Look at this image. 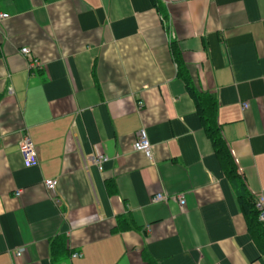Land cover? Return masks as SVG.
Here are the masks:
<instances>
[{"label": "crops", "instance_id": "obj_1", "mask_svg": "<svg viewBox=\"0 0 264 264\" xmlns=\"http://www.w3.org/2000/svg\"><path fill=\"white\" fill-rule=\"evenodd\" d=\"M0 12V264H264L238 198L264 197V0H0ZM191 92L215 99L234 179ZM140 129L150 159L133 149Z\"/></svg>", "mask_w": 264, "mask_h": 264}, {"label": "trees", "instance_id": "obj_2", "mask_svg": "<svg viewBox=\"0 0 264 264\" xmlns=\"http://www.w3.org/2000/svg\"><path fill=\"white\" fill-rule=\"evenodd\" d=\"M197 111L202 119L204 129L213 145L215 154L227 177L234 179L236 169L228 146L221 136L220 128L216 122V102L212 95L204 94L203 97L192 93ZM240 208L245 216L247 228L259 248L264 252V224L257 218L252 197L241 191L238 195Z\"/></svg>", "mask_w": 264, "mask_h": 264}, {"label": "built area", "instance_id": "obj_3", "mask_svg": "<svg viewBox=\"0 0 264 264\" xmlns=\"http://www.w3.org/2000/svg\"><path fill=\"white\" fill-rule=\"evenodd\" d=\"M8 17L7 13L0 12V22L3 21ZM21 53L23 55H29V49L28 48H21ZM245 104H243V107ZM18 149L21 154L23 163L25 166H35L38 163V157H37V151L32 143L30 137L27 134H24L21 138L20 143L18 144ZM133 149L135 151H139L145 155L147 158L152 157L151 152V143L147 137L146 131L144 129H140L137 133V137L135 141L133 142ZM107 158L104 155L97 154L94 157V162L98 166V168H101L102 163ZM44 187L49 193V195L53 196L56 186H57V179L56 178H48L43 181ZM179 203L183 204L184 200L182 199V196H179ZM167 200L166 195L157 194L152 198V201H165ZM254 208L257 211V218L258 220L264 224V197L262 194L257 195L254 199ZM22 248H17L13 251V257L18 258L21 254ZM78 254H74L73 256H77Z\"/></svg>", "mask_w": 264, "mask_h": 264}]
</instances>
